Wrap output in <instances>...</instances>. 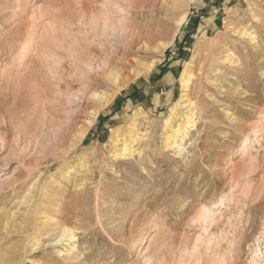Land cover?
<instances>
[{"label":"rangeland","instance_id":"rangeland-1","mask_svg":"<svg viewBox=\"0 0 264 264\" xmlns=\"http://www.w3.org/2000/svg\"><path fill=\"white\" fill-rule=\"evenodd\" d=\"M175 1L0 0V257L264 264V0H197L179 31ZM186 73L197 126L166 149Z\"/></svg>","mask_w":264,"mask_h":264},{"label":"bare ground","instance_id":"bare-ground-1","mask_svg":"<svg viewBox=\"0 0 264 264\" xmlns=\"http://www.w3.org/2000/svg\"><path fill=\"white\" fill-rule=\"evenodd\" d=\"M197 0H176L174 2V6H176V11L173 12L175 15H180L179 19L175 21V26H176V31H179V29L184 25V23L186 22L187 19V9L191 6L192 3L196 2ZM179 9H186L185 11L181 12ZM102 20L104 22L108 21V18L106 17V14L102 16ZM165 25V24H164ZM163 25V26H164ZM163 26L159 25L157 30H155V32H152L150 34V37L152 40L158 38V36L161 34V31L163 30ZM170 26V25H167ZM252 41V40H251ZM260 44V43H259ZM171 46V44H166L164 45V48L167 49ZM261 47V45H260ZM246 70V69H245ZM212 72V71H211ZM207 77V76H206ZM193 78V74L191 73H186L182 79V85L184 89L183 92V96L181 97V101L183 104L187 105V111L185 114L184 119L182 120V124H178V125H174L173 121H175L178 117H177V108H178V104H175L169 111V116L164 120V124L162 126L163 130L166 134V139H165V145L164 147L166 149H174V148H178L179 146V140L183 141L187 136L189 137L190 130H195L196 129V106L195 103L192 100H187V92L189 91V87H190V83L192 81ZM217 79V78H216ZM215 79V80H216ZM193 83V82H192ZM179 109V108H178ZM185 112V111H184ZM182 115V114H181ZM200 115V114H199ZM199 117V116H198ZM183 118V117H182ZM121 130L119 131V133L117 135H114V139H113V148L111 149L113 152V156L114 158H126V157H132L134 153V144L137 142L138 136L135 134L134 136H132V138L130 139H124V135L122 133V137H121ZM80 137L84 136V132H80ZM138 134V133H137ZM139 140H141L139 138ZM182 144V143H181ZM136 147V146H135ZM182 147V146H181ZM248 148H249V139L246 138L244 140V146L242 149V156L244 158V156L247 155L248 152ZM139 149H137L138 151ZM181 150V149H180ZM112 154V153H111ZM141 155V154H140ZM137 156V155H136ZM171 160V159H170ZM187 161V160H186ZM71 169V168H70ZM143 170V169H142ZM156 172V171H155ZM70 173H74L75 174V170H71ZM51 180V179H50ZM38 182V181H36ZM84 182V181H83ZM38 185V184H37ZM36 188V187H35ZM46 189V187H45ZM28 194V193H26ZM29 197V196H28ZM26 199V198H25ZM24 199V200H25ZM31 199V198H30ZM23 200V201H24ZM27 201V200H26ZM25 203V202H24ZM22 205V204H21ZM203 217L208 220L209 217L206 215V211L204 210L203 212ZM14 217V216H13ZM14 219V218H13ZM204 219V220H205ZM211 219V217H210ZM49 220V219H48ZM212 220V219H211ZM51 221V220H50ZM53 221V220H52ZM8 223V222H7ZM26 224V223H25ZM8 225V224H7ZM24 226V225H23ZM45 226V225H44ZM19 228V227H18ZM54 228V227H51ZM60 228V232L58 231V233H60V240L58 241V243H62L64 242V240H67V242H71L74 243L76 240V236L73 233V230L65 225H61L59 226ZM45 229V228H44ZM47 229V228H46ZM47 231V230H46ZM20 232V231H19ZM39 232V231H38ZM45 234V233H44ZM43 235V234H42ZM39 237V236H38ZM28 240V239H27ZM34 242V241H33ZM56 242V241H55ZM38 243V242H37ZM29 244V243H28ZM39 246V245H38ZM76 245L73 246V248L75 249ZM33 249V248H32ZM35 250V249H34ZM37 250V249H36ZM35 250V251H36ZM74 252V251H73ZM15 257V256H14ZM13 257V258H14ZM15 261L11 260V256H6V257H0V264H15ZM38 264V263H37Z\"/></svg>","mask_w":264,"mask_h":264}]
</instances>
